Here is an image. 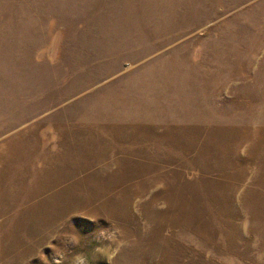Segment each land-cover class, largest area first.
Returning a JSON list of instances; mask_svg holds the SVG:
<instances>
[{"label":"rangeland","instance_id":"obj_1","mask_svg":"<svg viewBox=\"0 0 264 264\" xmlns=\"http://www.w3.org/2000/svg\"><path fill=\"white\" fill-rule=\"evenodd\" d=\"M264 264V0H0V264Z\"/></svg>","mask_w":264,"mask_h":264},{"label":"clouds","instance_id":"obj_2","mask_svg":"<svg viewBox=\"0 0 264 264\" xmlns=\"http://www.w3.org/2000/svg\"><path fill=\"white\" fill-rule=\"evenodd\" d=\"M75 260L77 264H84V260L80 256L75 257Z\"/></svg>","mask_w":264,"mask_h":264}]
</instances>
